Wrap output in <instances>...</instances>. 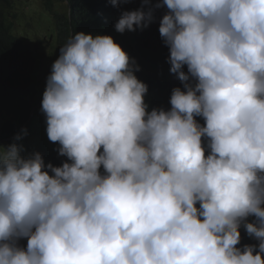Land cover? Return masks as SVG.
Masks as SVG:
<instances>
[{
  "label": "clouds",
  "instance_id": "obj_1",
  "mask_svg": "<svg viewBox=\"0 0 264 264\" xmlns=\"http://www.w3.org/2000/svg\"><path fill=\"white\" fill-rule=\"evenodd\" d=\"M158 1L165 13L142 0H40L48 14L33 19L0 0V72L24 65L14 36L44 38L62 13L99 20L72 27L32 102L0 92V264H264V0ZM18 20L39 26L33 37ZM156 30V62L183 85L170 107L146 104L126 53L129 37ZM40 107L60 166L21 154Z\"/></svg>",
  "mask_w": 264,
  "mask_h": 264
},
{
  "label": "trees",
  "instance_id": "obj_2",
  "mask_svg": "<svg viewBox=\"0 0 264 264\" xmlns=\"http://www.w3.org/2000/svg\"><path fill=\"white\" fill-rule=\"evenodd\" d=\"M89 1L91 4L97 2V0ZM158 2V0H147V3H145V0H142V3L147 5L152 11L159 14L165 13L167 11L166 7H155ZM120 11L132 10L121 7ZM98 23L99 20L90 14L79 15L73 21L66 14L62 13L55 15L49 21L47 34L44 38L36 37L33 43H27L25 39L14 36L13 49L17 51L18 59L24 60V65L12 73L0 72V88L4 90L0 91L3 95L2 101H5L9 95L12 97H23L22 101L26 105L32 102V99H36L39 95V91L36 89L37 81L40 79L44 69L49 68L50 64L59 56L60 48L67 43V38L70 35L72 27L76 24L84 27L86 31H91L98 29ZM8 28L13 29L11 22L8 24ZM5 29L6 24L0 21V34L4 33ZM123 37L126 38V36ZM129 39L133 45L126 50V53L134 60L135 65H138V70L134 71L135 76L147 85L148 91L144 97L146 104L164 106L161 102L163 101L170 107L169 98L172 89L174 87H181L183 89V85L176 74L169 71L170 64L168 61L164 63L156 62V53L162 51L166 46L159 31L156 30L144 38L133 35ZM166 52L169 53L168 48ZM152 56L153 63H149L148 59ZM184 71H187L186 66H184ZM151 85L155 86V88L152 89ZM24 94L30 96L31 99L26 98ZM1 109H4V107L1 106ZM37 115L38 117H34L29 122V142L31 146L20 145L23 149L21 154L27 156L34 152H39L46 164L51 163L54 166H60L63 161L67 160V157L58 154V143L49 141L46 133V117L41 107L38 109ZM23 119L24 111L22 109L16 118L9 121L10 124L6 123L2 127V137L12 134L14 130L21 126ZM19 244L21 246L26 245V239H21Z\"/></svg>",
  "mask_w": 264,
  "mask_h": 264
},
{
  "label": "rangeland",
  "instance_id": "obj_3",
  "mask_svg": "<svg viewBox=\"0 0 264 264\" xmlns=\"http://www.w3.org/2000/svg\"><path fill=\"white\" fill-rule=\"evenodd\" d=\"M13 9L19 12L21 16L32 17L33 19H41L44 13L48 14V11L41 5L40 0H14ZM10 11H12V9H10ZM16 24V31L19 34L23 35L26 33L32 37L34 32L39 28L38 25L28 24L23 20H18ZM7 117L8 116H6L5 119H7Z\"/></svg>",
  "mask_w": 264,
  "mask_h": 264
}]
</instances>
